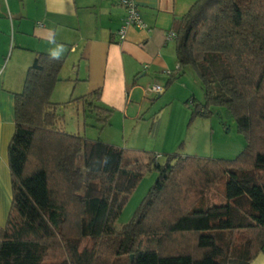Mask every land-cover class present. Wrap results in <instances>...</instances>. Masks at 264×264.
<instances>
[{
    "label": "trees",
    "instance_id": "16d2710c",
    "mask_svg": "<svg viewBox=\"0 0 264 264\" xmlns=\"http://www.w3.org/2000/svg\"><path fill=\"white\" fill-rule=\"evenodd\" d=\"M177 69L192 67L204 102L225 108L246 138L232 161L137 155L67 133L51 97L65 59L38 54L15 96L8 148L12 200L0 226V264H251L264 251V0H198L177 28ZM81 98L108 124L113 110ZM74 102V101H73ZM69 103H72L69 102ZM152 168L158 179L130 223L128 200ZM226 179L225 202L206 206Z\"/></svg>",
    "mask_w": 264,
    "mask_h": 264
},
{
    "label": "crops",
    "instance_id": "0c3cea01",
    "mask_svg": "<svg viewBox=\"0 0 264 264\" xmlns=\"http://www.w3.org/2000/svg\"><path fill=\"white\" fill-rule=\"evenodd\" d=\"M197 1L135 0L147 29L131 27L120 42L118 31L126 17L121 0H0L1 227L12 200L8 148L15 133V96L23 92L36 56L65 59L51 97L54 103L81 107L86 116L79 100L100 90L96 104L113 110L126 131L152 97L146 86L166 88L167 72L176 71L177 43L167 36L177 32ZM251 264H264V251Z\"/></svg>",
    "mask_w": 264,
    "mask_h": 264
},
{
    "label": "rangeland",
    "instance_id": "374dc122",
    "mask_svg": "<svg viewBox=\"0 0 264 264\" xmlns=\"http://www.w3.org/2000/svg\"><path fill=\"white\" fill-rule=\"evenodd\" d=\"M160 96L154 94L150 98L141 118L128 123L126 131L122 130L120 117L112 116L103 126L92 113L85 116L81 107L77 109L67 104H62L59 110L63 116L61 125L67 133L104 143L109 141L125 149L128 156L137 155L142 162H146L148 155H157L162 163L170 155L232 161L245 149V135L239 132L235 119L225 108L213 107V115L207 118L192 117L195 107L204 102L202 82L192 67ZM157 179L156 170L144 171L119 217V228L130 223ZM225 190L226 179H223L207 193L206 206L224 203Z\"/></svg>",
    "mask_w": 264,
    "mask_h": 264
},
{
    "label": "built area",
    "instance_id": "2783aa9c",
    "mask_svg": "<svg viewBox=\"0 0 264 264\" xmlns=\"http://www.w3.org/2000/svg\"><path fill=\"white\" fill-rule=\"evenodd\" d=\"M121 6L124 8L126 17L124 19L123 25L118 31V38L120 42H123L127 38L128 30L133 27L137 29H147V25L144 19L141 16L138 5L135 0H121ZM167 38L169 40H177L178 34L175 31H172L168 34ZM178 68V67H177ZM170 76L172 73L167 72ZM165 87L152 83L146 86L145 93L147 96L150 95H161L164 93Z\"/></svg>",
    "mask_w": 264,
    "mask_h": 264
}]
</instances>
